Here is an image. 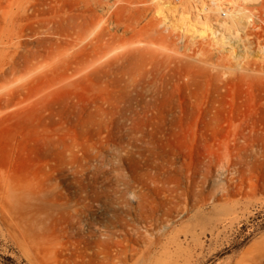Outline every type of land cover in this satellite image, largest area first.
<instances>
[{
	"label": "rangeland",
	"instance_id": "rangeland-1",
	"mask_svg": "<svg viewBox=\"0 0 264 264\" xmlns=\"http://www.w3.org/2000/svg\"><path fill=\"white\" fill-rule=\"evenodd\" d=\"M30 259L264 264V0H0V264Z\"/></svg>",
	"mask_w": 264,
	"mask_h": 264
},
{
	"label": "bare ground",
	"instance_id": "bare-ground-1",
	"mask_svg": "<svg viewBox=\"0 0 264 264\" xmlns=\"http://www.w3.org/2000/svg\"><path fill=\"white\" fill-rule=\"evenodd\" d=\"M164 2V1H163ZM163 4V3H162ZM166 5V4H165ZM160 7H162L163 5H159ZM168 8H170V6L168 7ZM224 9V12H225V16L226 17H228V16H231L232 15V11H231V9H226V8H223ZM222 9V10H223ZM168 10V9H167ZM183 10V9H182ZM222 10H221V12H222ZM226 10H227V12H229L230 14L228 15V13L226 12ZM158 12H159V8H158ZM188 12V13H187ZM187 12H185V11H182V13H181V15H180V18H181V21L184 23L183 24V27L182 28H184L183 30H185V31H188V32H199L200 33V37L201 38H205L206 36H207V33L210 31V29H209V25H208V23L207 22H201L199 19L194 23V22H192V20L190 19V17H189V11H187ZM235 20V19H234ZM177 26V25H176ZM172 27H174V26H172ZM174 28H176V27H174ZM180 28V27H179ZM201 28V29H200ZM200 30V31H199ZM212 30V29H211ZM212 34V33H211ZM193 35V34H192ZM230 52V51H229ZM227 53H228V51H227ZM31 260V263L32 264H38L36 261H34V260H32V259H30Z\"/></svg>",
	"mask_w": 264,
	"mask_h": 264
}]
</instances>
